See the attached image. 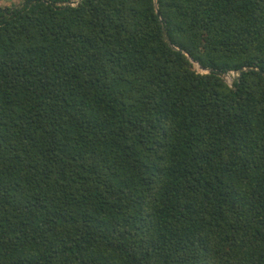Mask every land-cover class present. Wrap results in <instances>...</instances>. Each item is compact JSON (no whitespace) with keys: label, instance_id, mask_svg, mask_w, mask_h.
<instances>
[{"label":"trees","instance_id":"1","mask_svg":"<svg viewBox=\"0 0 264 264\" xmlns=\"http://www.w3.org/2000/svg\"><path fill=\"white\" fill-rule=\"evenodd\" d=\"M260 71L264 0L0 7V264H264Z\"/></svg>","mask_w":264,"mask_h":264},{"label":"rangeland","instance_id":"2","mask_svg":"<svg viewBox=\"0 0 264 264\" xmlns=\"http://www.w3.org/2000/svg\"><path fill=\"white\" fill-rule=\"evenodd\" d=\"M22 2L23 0H0V7L15 8L17 5H20ZM236 77H237L236 73H229L224 76V80L228 85H231L232 82L236 79Z\"/></svg>","mask_w":264,"mask_h":264},{"label":"water","instance_id":"3","mask_svg":"<svg viewBox=\"0 0 264 264\" xmlns=\"http://www.w3.org/2000/svg\"><path fill=\"white\" fill-rule=\"evenodd\" d=\"M76 3H77V2H74L73 4H76ZM157 16H159V13H157ZM245 71H246V70H245V69H243V70H241V71H240L238 74H236V75H237V76H241V75H242V73H243V72H245ZM202 72H204V71H202ZM260 73L264 75V73H263V72H261V71H260Z\"/></svg>","mask_w":264,"mask_h":264}]
</instances>
